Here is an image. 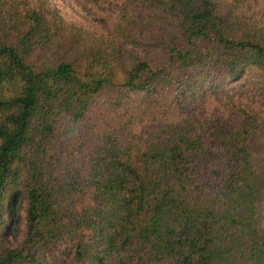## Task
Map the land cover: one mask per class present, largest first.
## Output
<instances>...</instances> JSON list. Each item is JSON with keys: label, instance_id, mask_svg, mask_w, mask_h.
Instances as JSON below:
<instances>
[{"label": "trees", "instance_id": "1", "mask_svg": "<svg viewBox=\"0 0 264 264\" xmlns=\"http://www.w3.org/2000/svg\"><path fill=\"white\" fill-rule=\"evenodd\" d=\"M119 1L0 0V264H264L263 0Z\"/></svg>", "mask_w": 264, "mask_h": 264}, {"label": "rangeland", "instance_id": "2", "mask_svg": "<svg viewBox=\"0 0 264 264\" xmlns=\"http://www.w3.org/2000/svg\"><path fill=\"white\" fill-rule=\"evenodd\" d=\"M68 21L81 24L98 33H110L115 25L119 9V0H51ZM264 4V0H263ZM23 208V207H22ZM22 208L18 213L17 230L15 224L5 233L0 229V254L7 248L16 246L22 239Z\"/></svg>", "mask_w": 264, "mask_h": 264}]
</instances>
